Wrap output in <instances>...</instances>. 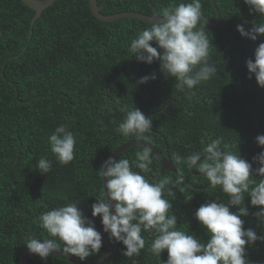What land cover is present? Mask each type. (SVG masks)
I'll return each instance as SVG.
<instances>
[{"label":"trees","instance_id":"16d2710c","mask_svg":"<svg viewBox=\"0 0 264 264\" xmlns=\"http://www.w3.org/2000/svg\"><path fill=\"white\" fill-rule=\"evenodd\" d=\"M180 2L190 0H97L105 15L150 14L152 4L162 16L165 7ZM214 2L220 16L218 26L207 24L204 31L213 45L209 64L217 65L218 72L191 91H180L174 78L160 72L158 61L138 62L129 52L131 41L152 23L136 18L104 22L92 15L88 0H54L33 22L28 40L34 10L21 0H0V264L19 263L27 235H46L37 220L43 212L70 202L91 210L103 189L100 166L125 141L150 142L164 156L168 154L177 173L195 186L208 181L178 164L175 155L202 151V139L210 142L222 137V144L257 167L252 157L264 148L255 142L257 135L264 134V88L257 86L254 76L248 78L246 61L253 58L264 35L252 41L241 37L236 26L243 24L247 31L261 19L249 13L243 0ZM201 5L202 15L214 20L210 0H201ZM153 72L155 80L137 83ZM132 104L152 119L151 130L145 133L148 139L123 137L116 131L124 115L119 109ZM60 124L77 138L75 158L64 166L56 163L47 143ZM142 148H126L114 159L131 162ZM41 157L52 161L45 175L36 168ZM152 159L146 174L150 182L172 181L178 176L162 170L153 154ZM260 178L252 179L258 182ZM164 198L172 204L177 227L201 241L207 235L194 212L211 199L227 202L219 187L193 189L186 182L178 187L166 185ZM248 200L246 196L249 214L240 217L243 227L264 235V226L252 215L258 207L248 205ZM230 210L235 212L236 207ZM96 229L113 245L112 257L103 264H132L122 254L121 243ZM142 235L146 244L135 258L138 264H162L167 251L154 256L148 250L153 237ZM104 251L102 247L87 258L99 257ZM246 258L250 264H264V242L246 245ZM27 264L72 263L56 255L41 259L33 254Z\"/></svg>","mask_w":264,"mask_h":264},{"label":"clouds","instance_id":"9594fccd","mask_svg":"<svg viewBox=\"0 0 264 264\" xmlns=\"http://www.w3.org/2000/svg\"><path fill=\"white\" fill-rule=\"evenodd\" d=\"M243 3L250 14H259L261 22L252 24L247 31L243 24H238L236 30L241 37L256 41L264 35V0H243ZM201 9V0L169 4L162 11L163 19L140 31L129 47L138 62L158 61L160 72L166 78H174L175 87L180 91H191L218 72L217 65L209 64L210 45H213L204 31L207 22ZM246 68L248 78L254 76L257 86L264 88V41L254 49L253 58L246 61ZM155 79L153 72L140 77L137 83ZM119 110L124 115L116 131L123 137L148 139L145 133L151 130L152 119L133 104ZM222 139L218 137L210 142L202 139V151L187 156L175 155L178 164L197 169L211 188L219 187L227 195L226 203L211 199L193 214L206 232L205 241L177 227V217L170 211L172 204L164 198L166 185L172 183L178 187L185 183V178L178 175L172 181L165 178L155 183L146 178L153 163L150 146L137 151L131 162L127 158L109 157L101 164L103 189L91 204V215L101 218L103 233L124 246L122 254L131 259L132 264H138L135 258L145 248L142 233L153 237L148 250L154 256L160 257L164 250L167 251V259L162 264H250L246 245L264 242V235L244 228L240 217L249 214L245 205L247 196L248 205L258 207L252 215L264 226V207H259L264 206V148L252 157L257 165L253 168V163L233 152L231 146L222 144ZM255 142L264 146V134L257 135ZM47 143L59 165H67L75 158L77 138L65 124L55 128ZM51 167L52 161L44 157L36 164L42 175ZM255 176L261 177L258 182L252 179ZM233 206L235 212L230 210ZM37 220L46 235L43 238L27 235L25 246L41 259H47L60 249L83 261L98 254L103 247L101 231L74 202L47 210Z\"/></svg>","mask_w":264,"mask_h":264},{"label":"water","instance_id":"95a60500","mask_svg":"<svg viewBox=\"0 0 264 264\" xmlns=\"http://www.w3.org/2000/svg\"><path fill=\"white\" fill-rule=\"evenodd\" d=\"M26 6H28L29 8H31L32 10H34V15L32 16V19L30 20V24H29V28H28V40L30 39L31 33H32V25L33 22L40 16L41 12L43 9H45L47 6H49L54 0H21ZM89 3V8L90 11L92 13V15L97 18L100 21H104V22H108V21H113V20H117V19H121V18H136V19H140L143 21H147L150 23L153 22H158L159 20H162V16L158 15L157 9L156 7H154L152 4H150V8H151V13L150 14H145V13H141V12H135V11H124V12H116L113 14H102L100 12L101 9V5L97 4V0H88ZM211 6L214 10V15H215V19L214 20H210L207 17H205L204 15L203 18L206 20L207 24L213 28H217L218 23H219V11L217 9V7L215 6V2L214 0H210ZM132 146H150L153 149L152 154L157 157V159L160 161L161 163V167L162 170H168L171 171L177 175H180L177 173V170L174 168L173 163L171 161V159L169 158V155L167 154V156H164L153 144H151L148 141L145 140H137V139H132V140H128L123 142L122 144H120L119 146H117L107 157V159L109 157L115 158L120 152H122L124 149L132 147ZM106 159V160H107ZM194 174H200L193 172ZM185 182L192 187L193 189H204L206 187L209 186V182L204 185V186H195L192 185L191 183L187 182L185 180ZM102 185H103V178H102ZM75 206L82 211V213L87 216L89 219H91L93 221V223L95 224L96 228L101 229L103 228L101 220L98 219L97 217H93L91 215V210L79 203H74ZM102 236V243H103V247L105 249L104 253L99 256V257H95V258H86L85 260L81 261L78 257L70 255V254H64L60 249L55 250V252L53 253V255H56L60 258H62L63 260L72 263V264H103L105 262H107L108 260H110V258L112 257L113 254V245L110 242V240L103 234H101ZM33 254H31L29 252V250L27 248H25L23 250V252L20 255L19 258V263L18 264H27L29 258L32 256Z\"/></svg>","mask_w":264,"mask_h":264},{"label":"flooded vegetation","instance_id":"af4514ba","mask_svg":"<svg viewBox=\"0 0 264 264\" xmlns=\"http://www.w3.org/2000/svg\"><path fill=\"white\" fill-rule=\"evenodd\" d=\"M189 171L191 172V173H193V172H195V171H193V169H189ZM199 171H196L195 173H198ZM194 174V173H193ZM195 175H198V174H195Z\"/></svg>","mask_w":264,"mask_h":264},{"label":"bare ground","instance_id":"6f19581e","mask_svg":"<svg viewBox=\"0 0 264 264\" xmlns=\"http://www.w3.org/2000/svg\"><path fill=\"white\" fill-rule=\"evenodd\" d=\"M231 6V5H230Z\"/></svg>","mask_w":264,"mask_h":264}]
</instances>
